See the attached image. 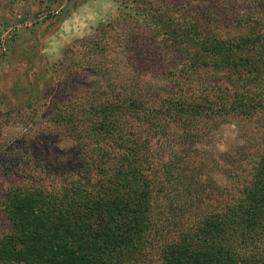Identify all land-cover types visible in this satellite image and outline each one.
<instances>
[{
    "label": "trees",
    "instance_id": "16d2710c",
    "mask_svg": "<svg viewBox=\"0 0 264 264\" xmlns=\"http://www.w3.org/2000/svg\"><path fill=\"white\" fill-rule=\"evenodd\" d=\"M205 1L132 9L145 56L51 68L47 134L0 152V264H264V0Z\"/></svg>",
    "mask_w": 264,
    "mask_h": 264
},
{
    "label": "rangeland",
    "instance_id": "374dc122",
    "mask_svg": "<svg viewBox=\"0 0 264 264\" xmlns=\"http://www.w3.org/2000/svg\"><path fill=\"white\" fill-rule=\"evenodd\" d=\"M14 1V0H13ZM26 1L34 8L22 10L9 9L11 17L5 14L7 4L12 0H0V152L5 148L6 142L16 138L20 134L25 137H34L37 132L46 135L47 131L38 130L32 124V118L28 115L30 104L37 102L48 103L54 94V89L50 88L51 68L57 63H49L46 58L39 54L41 39L48 32L53 30L57 23L67 16L71 10L78 7L82 0H18ZM158 0H121V15L115 21L103 24L96 31V34L88 39L77 41L64 53V59L70 63L81 61L80 66L90 68L95 62L101 61L100 56H105L104 60H110L114 53L120 58L127 59L130 54L145 56L146 43L149 36H154L151 31H147L146 23L141 16L131 18L132 9L146 12V7L157 6ZM165 4L188 3L193 7L196 2L204 0H161ZM160 2V1H159ZM134 5L130 8L129 5ZM52 7L58 8V13L52 17L38 20L37 15L43 10ZM19 14L22 20L31 22V25H21L17 31L10 28L15 23V16ZM39 18V16H38ZM10 30L7 34H4ZM11 32V34H10ZM4 35V36H1ZM130 36V37H129ZM133 38V39H132ZM130 40H135L134 44ZM92 41L104 45V54H100L96 49H89ZM110 46L114 51L109 52L106 46ZM88 46V50H86ZM93 64V65H92ZM71 68V67H70ZM48 95L51 97L49 98ZM60 97H57V100ZM42 116V115H41ZM43 118V117H42ZM233 136V129L229 125L222 126L217 134L218 142L229 139ZM12 167L6 163H0V198L5 188L18 184V178L11 172ZM7 230V224L0 215V235Z\"/></svg>",
    "mask_w": 264,
    "mask_h": 264
},
{
    "label": "clouds",
    "instance_id": "9594fccd",
    "mask_svg": "<svg viewBox=\"0 0 264 264\" xmlns=\"http://www.w3.org/2000/svg\"><path fill=\"white\" fill-rule=\"evenodd\" d=\"M129 7L135 6L130 4ZM121 11V0H82L42 37L39 54L49 63L62 61L67 49L77 41L93 37L101 25L118 19ZM216 148L220 153L228 151V145L223 140L216 144Z\"/></svg>",
    "mask_w": 264,
    "mask_h": 264
},
{
    "label": "built area",
    "instance_id": "2783aa9c",
    "mask_svg": "<svg viewBox=\"0 0 264 264\" xmlns=\"http://www.w3.org/2000/svg\"><path fill=\"white\" fill-rule=\"evenodd\" d=\"M45 8H46V6H43L42 7V11L37 15V19L38 20H43V19H45L46 17H52V16H54V15H56L57 13H58V8H55V7H52L51 9H49V10H45ZM38 16H39V18H38ZM21 25H24V26H29V25H31V22H28V21H23L22 20V16L21 15H19V14H17L16 16H15V23L13 24V27L12 28H10V30L11 31H13V32H15V31H17V29L21 26ZM10 30H7L4 34H7ZM10 34H11V32H10ZM1 36H4V35H1ZM2 38H0V40H1Z\"/></svg>",
    "mask_w": 264,
    "mask_h": 264
},
{
    "label": "crops",
    "instance_id": "0c3cea01",
    "mask_svg": "<svg viewBox=\"0 0 264 264\" xmlns=\"http://www.w3.org/2000/svg\"><path fill=\"white\" fill-rule=\"evenodd\" d=\"M13 3L11 4H7V6H4L6 7V11H5V14L7 17H11L12 11L14 10H22V9H25V8H34V6H31L29 4H27L28 2L26 1H21V2H18V0H12ZM9 9H12V11H10Z\"/></svg>",
    "mask_w": 264,
    "mask_h": 264
}]
</instances>
